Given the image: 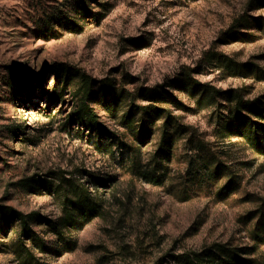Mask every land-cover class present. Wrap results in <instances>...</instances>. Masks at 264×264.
I'll use <instances>...</instances> for the list:
<instances>
[{
  "label": "rangeland",
  "instance_id": "1",
  "mask_svg": "<svg viewBox=\"0 0 264 264\" xmlns=\"http://www.w3.org/2000/svg\"><path fill=\"white\" fill-rule=\"evenodd\" d=\"M259 1L0 0V264H264Z\"/></svg>",
  "mask_w": 264,
  "mask_h": 264
},
{
  "label": "trees",
  "instance_id": "2",
  "mask_svg": "<svg viewBox=\"0 0 264 264\" xmlns=\"http://www.w3.org/2000/svg\"><path fill=\"white\" fill-rule=\"evenodd\" d=\"M259 3L264 4V1L260 0ZM54 73L56 75L57 84L59 83L61 76H59L57 70H54ZM224 94H227L224 101H227L232 109L231 111L228 110L229 115L222 120L220 128L227 132H231L232 129H235V133L239 137L245 138L247 141L251 142L257 150L262 151L263 148L261 143L264 141V125L262 126L260 121H264V107L260 109L257 101L244 100L239 95H230V93ZM250 114H254L255 116L251 118V116H249ZM88 116L89 117L86 119L88 123L86 124V121L81 123L77 122L78 126L84 127L87 130L91 126L93 128L94 125L92 123V117H90L89 114ZM252 119H255V121ZM72 121L73 120H71V122ZM95 127L98 129V124H96ZM260 133L263 135L262 138ZM160 152L162 153V156H167L168 151L166 146L163 145ZM147 173L148 174L145 176L146 178L144 177V179H146V181H153L155 176L149 172ZM79 206L82 213L92 211L89 204ZM262 215V217H264V214ZM176 259L180 264H253L252 260L243 259L239 254V251L236 249L219 244L202 252H193L177 256Z\"/></svg>",
  "mask_w": 264,
  "mask_h": 264
}]
</instances>
